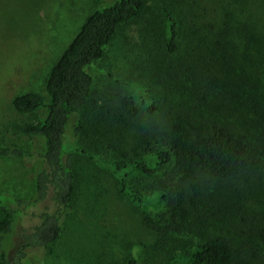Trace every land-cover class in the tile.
Here are the masks:
<instances>
[{
    "label": "trees",
    "instance_id": "16d2710c",
    "mask_svg": "<svg viewBox=\"0 0 264 264\" xmlns=\"http://www.w3.org/2000/svg\"><path fill=\"white\" fill-rule=\"evenodd\" d=\"M94 1L99 8L84 18L47 74L43 92L10 100L16 113L34 121L9 127L5 134L41 139L43 149L0 145V158L41 162L32 199L0 193V264H45V254L74 217L81 156L112 171L132 198L129 178L151 181L164 210L154 218L142 216L141 223L155 239L162 264H264V215L248 206L263 187L260 147L234 126L190 115L175 102L179 78L200 85L199 101L218 89L224 78L216 63L202 49L180 58L178 21L165 6L164 27L141 33L147 50L140 61L145 56L147 65L138 66L153 78L143 81L144 73L135 82L114 77L112 89L96 93L89 69L105 58L124 27L142 18L149 0ZM242 22L264 78V36L251 20ZM105 264L139 263L128 256Z\"/></svg>",
    "mask_w": 264,
    "mask_h": 264
},
{
    "label": "rangeland",
    "instance_id": "374dc122",
    "mask_svg": "<svg viewBox=\"0 0 264 264\" xmlns=\"http://www.w3.org/2000/svg\"><path fill=\"white\" fill-rule=\"evenodd\" d=\"M165 6L173 9L178 21L180 58L202 49L224 78L204 101L197 96L200 85L186 77L177 79V106L190 115L216 119L245 132L249 143L260 147L264 159V78L257 70L248 26L242 22L251 20L257 34L264 36V0H149L142 18L124 27L110 42L105 58L89 69L95 77L96 93L112 89L114 77L135 82L144 73L143 81L153 78L138 66L147 65L145 56L140 61L147 50L141 33L159 24L164 27L161 8ZM97 8L94 0H0V145L31 152L43 149L41 139H12L5 134L9 127L34 121L32 116L16 113L10 100L18 94L43 92L50 69L84 18ZM67 131L71 140L70 126ZM71 148L64 144L65 151ZM40 166L36 159L0 158V193L32 199ZM76 171L75 214L45 254V264L117 263L128 256L139 264H162L154 250L155 239L141 223L142 216L154 218L164 210L157 192L149 186L151 181L129 178L127 185L135 193L132 198L119 188L115 174L97 161L81 156ZM262 183L259 199L248 206L264 215ZM16 241L13 237L12 243Z\"/></svg>",
    "mask_w": 264,
    "mask_h": 264
}]
</instances>
